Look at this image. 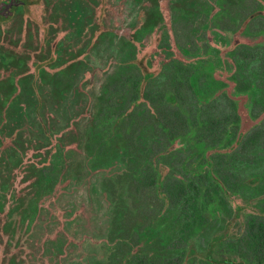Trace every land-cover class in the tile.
I'll use <instances>...</instances> for the list:
<instances>
[{
    "label": "flooded vegetation",
    "instance_id": "1",
    "mask_svg": "<svg viewBox=\"0 0 264 264\" xmlns=\"http://www.w3.org/2000/svg\"><path fill=\"white\" fill-rule=\"evenodd\" d=\"M109 65L84 150L130 178L112 264H253L231 243L264 220V0H0V109Z\"/></svg>",
    "mask_w": 264,
    "mask_h": 264
},
{
    "label": "rangeland",
    "instance_id": "2",
    "mask_svg": "<svg viewBox=\"0 0 264 264\" xmlns=\"http://www.w3.org/2000/svg\"><path fill=\"white\" fill-rule=\"evenodd\" d=\"M109 57L91 54L86 69L105 68ZM114 66L87 80L81 86L85 94L75 87L79 79L58 94L47 82L35 91L29 79L18 102L0 109V264L115 260L112 220L132 204L127 166L117 158L100 167L84 150L98 96ZM19 201L22 215L15 208Z\"/></svg>",
    "mask_w": 264,
    "mask_h": 264
},
{
    "label": "trees",
    "instance_id": "3",
    "mask_svg": "<svg viewBox=\"0 0 264 264\" xmlns=\"http://www.w3.org/2000/svg\"><path fill=\"white\" fill-rule=\"evenodd\" d=\"M231 244L245 245L248 260L253 264H264V220H252L246 233Z\"/></svg>",
    "mask_w": 264,
    "mask_h": 264
}]
</instances>
